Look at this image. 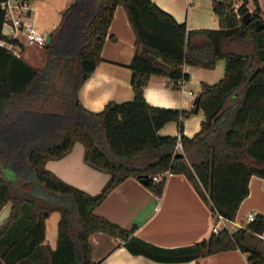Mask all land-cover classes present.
Wrapping results in <instances>:
<instances>
[{
	"label": "trees",
	"instance_id": "16d2710c",
	"mask_svg": "<svg viewBox=\"0 0 264 264\" xmlns=\"http://www.w3.org/2000/svg\"><path fill=\"white\" fill-rule=\"evenodd\" d=\"M1 1V0H0ZM212 0L217 28L189 29L152 0H70L50 40L42 47L41 66L0 47V208L11 203L0 224V264H102L91 259L89 237L100 231L119 238L132 254L177 262L237 248L250 264H264V214L233 230L222 228L199 241L163 247L94 213L107 194L126 177H134L160 195L164 171L191 178L212 213L233 220L248 193L251 175L264 188V27L253 21L259 6L247 0ZM123 6L134 34L131 69L133 97L107 101L92 111L78 100V89L101 59L100 51L114 8ZM250 12L251 19L242 21ZM4 19L0 8V29ZM200 36L198 41L191 37ZM248 40L252 55L224 51V41ZM224 58V74L213 84L201 83L193 106L202 110L200 128L182 134L188 111L153 106L143 96L151 75L185 80L184 63L211 68ZM178 86V85H175ZM179 125V138L161 135L167 121ZM181 143L178 156L175 144ZM83 145V160L105 171L108 179L88 193L45 167L48 159ZM57 211L56 245L43 244V211Z\"/></svg>",
	"mask_w": 264,
	"mask_h": 264
},
{
	"label": "crops",
	"instance_id": "0c3cea01",
	"mask_svg": "<svg viewBox=\"0 0 264 264\" xmlns=\"http://www.w3.org/2000/svg\"><path fill=\"white\" fill-rule=\"evenodd\" d=\"M152 1L178 22H184L189 29L218 27L217 16L211 7L212 0ZM240 2L235 0V6ZM256 2L260 16L264 17V0ZM245 5L248 10H252L255 7L254 0H247ZM199 39L200 36L191 37L195 42ZM222 47L224 51L249 55L253 53L252 43L248 40L224 41ZM133 51V31L123 6L117 4L101 47V59L77 92L78 100L83 107L98 111L109 100L121 102L133 97L131 69L128 67ZM23 58L31 63L26 49ZM224 67V58H218L211 68L184 63L182 68L188 74V78L183 80L181 85L173 86L165 77L151 75L143 87V96L150 105L188 111L181 117V128L182 134L190 137L199 130L203 120L202 110H197L193 106L194 96L200 90L201 83L213 84L222 78ZM158 133L178 136L179 125L174 120L167 121L158 129ZM45 167L62 180L92 194L98 192L109 177L107 172L85 163L83 145L79 141H75L65 155L48 159ZM10 208L9 201L0 208V224L9 215ZM250 210L264 214L263 179L254 174L249 177L248 193L241 200L235 218L228 220L230 223L228 228L233 230L232 227L242 224L245 213ZM93 211L123 227L134 224L136 236L163 247L186 245L206 238L211 233L213 224L208 201L199 193L193 180L183 173L167 172L159 196L136 178L126 177ZM52 232L53 230L49 232L45 218L43 244L50 248L56 245L57 221L54 234ZM260 236L264 239V229ZM89 243L91 259L101 260L102 264H250L247 254L237 248L187 261L164 262L142 254H132L119 238L104 232H93L89 237Z\"/></svg>",
	"mask_w": 264,
	"mask_h": 264
},
{
	"label": "built area",
	"instance_id": "2783aa9c",
	"mask_svg": "<svg viewBox=\"0 0 264 264\" xmlns=\"http://www.w3.org/2000/svg\"><path fill=\"white\" fill-rule=\"evenodd\" d=\"M32 0H1L0 8L3 9L4 19L0 29V47L6 49L15 57H23L25 49L28 46L42 48L46 42V32L40 31L35 25L34 10L31 6ZM182 80L176 82L169 81L170 85H181ZM179 138V135L177 136ZM175 148L181 151V143L177 140ZM168 171L156 173L152 175V179L156 180L161 175H165ZM257 212L250 210L245 213L244 222L232 227L236 229L244 226L248 221L254 219ZM213 224L212 232H217L222 228H228L227 219L219 213H212Z\"/></svg>",
	"mask_w": 264,
	"mask_h": 264
},
{
	"label": "rangeland",
	"instance_id": "374dc122",
	"mask_svg": "<svg viewBox=\"0 0 264 264\" xmlns=\"http://www.w3.org/2000/svg\"><path fill=\"white\" fill-rule=\"evenodd\" d=\"M70 0H32L31 6L34 10V19L36 27L43 32L50 33V31L58 24L61 13L68 5ZM252 1V0H251ZM26 52L30 55V62L34 66H41L44 58V50L40 47L28 46ZM248 54V53H246ZM47 211V210H44ZM46 223L49 232L56 230V221L59 217L57 211H47ZM227 226L230 225L228 221L225 222ZM51 235V234H50Z\"/></svg>",
	"mask_w": 264,
	"mask_h": 264
},
{
	"label": "water",
	"instance_id": "95a60500",
	"mask_svg": "<svg viewBox=\"0 0 264 264\" xmlns=\"http://www.w3.org/2000/svg\"><path fill=\"white\" fill-rule=\"evenodd\" d=\"M250 19H251V16H250V12H249V11L243 14V16H242V21H244V22H248V21H250ZM253 23H254L255 28H256L257 30H259L260 28L264 27V22H262V20L259 19V18L255 19V20L253 21ZM50 38H51L50 34L47 33V35H46V37H45L46 41H49ZM177 155H178V156L182 155V152H181V151H178V152H177ZM142 182H144V179H143ZM46 213H47V211H43V215H46Z\"/></svg>",
	"mask_w": 264,
	"mask_h": 264
}]
</instances>
